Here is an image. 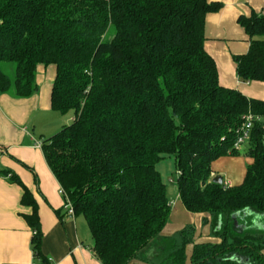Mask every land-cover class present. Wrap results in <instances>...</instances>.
Here are the masks:
<instances>
[{
	"label": "trees",
	"instance_id": "1",
	"mask_svg": "<svg viewBox=\"0 0 264 264\" xmlns=\"http://www.w3.org/2000/svg\"><path fill=\"white\" fill-rule=\"evenodd\" d=\"M209 0H0V95L38 91L39 64L57 68L53 109L73 112L72 122L44 139L46 160L85 217L102 264H129L165 229L172 204L157 163L175 158L178 193L188 211L208 213L218 242L180 244L152 264H264V233L233 227L232 216L264 214V100L219 82L205 49ZM250 36L235 55L237 75L264 82V13L241 15ZM10 68L12 73H10ZM249 112L254 124L244 154L252 159L244 180L213 181L212 163L238 155L239 130ZM1 148V147H0ZM0 176L19 184L22 214L33 230V260L51 264L34 194L11 169ZM224 218V219H223ZM171 238V237H170ZM156 249V248H155ZM142 256V257H141Z\"/></svg>",
	"mask_w": 264,
	"mask_h": 264
},
{
	"label": "crops",
	"instance_id": "2",
	"mask_svg": "<svg viewBox=\"0 0 264 264\" xmlns=\"http://www.w3.org/2000/svg\"><path fill=\"white\" fill-rule=\"evenodd\" d=\"M209 1L223 3L220 10L207 14L205 23V49L216 62L220 84L238 89L248 97L264 100V82L241 80L234 60L235 55L247 53L251 44L250 36L238 19L253 12L264 13V0ZM56 73V65L39 64L38 91L29 97H18L13 93L0 95V149L3 152L0 166L14 171L34 194L43 234L42 251L51 264H102L93 252L94 241L85 217H72L66 213L60 183L43 149L35 146V140L53 136L74 118L73 112L62 114L52 107ZM239 150L238 155L224 156L212 163L213 176L221 175L226 186L241 184L247 166L252 162L244 150ZM23 193L19 184L0 176V264L34 262L33 230L22 216L31 213L32 208L21 203ZM173 203L163 236L170 238L186 226L194 225L195 236H199L196 243L220 241V238L210 236L212 218L208 213L188 211L179 195ZM248 212L240 217V227L246 228L245 231L264 233V214ZM189 247L192 249L193 244ZM155 248L151 246L142 255L145 259L138 257L129 264H152L160 260ZM187 253L191 254L190 251Z\"/></svg>",
	"mask_w": 264,
	"mask_h": 264
},
{
	"label": "rangeland",
	"instance_id": "3",
	"mask_svg": "<svg viewBox=\"0 0 264 264\" xmlns=\"http://www.w3.org/2000/svg\"><path fill=\"white\" fill-rule=\"evenodd\" d=\"M10 73H12L11 68H10ZM70 115L71 114L68 115L67 119H69ZM72 115H74V114L72 113ZM247 146H248V144L246 142L241 146V149L245 150L247 148ZM157 169L160 171L163 181L168 186V196H169L171 202L173 203V201L176 200L178 198V195H179L178 185H177L178 172H177L176 162H175L174 156L171 154H165L163 156V158H161V160L157 163ZM189 226H191L194 230H193V233L191 236L192 239H191L190 243L187 244V251L192 252L193 248L191 249V247H189V246H190V244L196 243L195 241L197 240V238H199V236L198 237L195 236V234H196L195 226L194 225H189ZM189 226H186V227H189ZM210 236H212V237L214 236L213 228H211ZM180 241L181 240H180V232H179V234L176 233L171 238H167L165 240L158 239L156 248L159 250L161 256L163 257V256L169 254L172 251V249L175 248L174 247L175 245H177L178 243L180 244L181 243ZM204 242H206V241H204Z\"/></svg>",
	"mask_w": 264,
	"mask_h": 264
},
{
	"label": "built area",
	"instance_id": "4",
	"mask_svg": "<svg viewBox=\"0 0 264 264\" xmlns=\"http://www.w3.org/2000/svg\"><path fill=\"white\" fill-rule=\"evenodd\" d=\"M255 118L256 117L252 112H249L248 114H246L245 121L239 130V135H238L237 141L235 142L236 148L240 149L241 146L249 140L250 133H251ZM263 139H264V133H263ZM43 144H44V139L35 140V146L36 147L42 148ZM2 153L3 152L0 149V155ZM60 192L63 195L65 194V192H63V189H61V188H60ZM64 208H65L66 213L68 215H70L72 217L75 216V209H74V206L70 200L65 201ZM33 264H41V263L38 261H34Z\"/></svg>",
	"mask_w": 264,
	"mask_h": 264
},
{
	"label": "water",
	"instance_id": "5",
	"mask_svg": "<svg viewBox=\"0 0 264 264\" xmlns=\"http://www.w3.org/2000/svg\"><path fill=\"white\" fill-rule=\"evenodd\" d=\"M213 181L216 182V183L222 184L223 183V177L221 175L215 176L214 179H213ZM248 214H249V212L248 211H245L243 213H236V214H234L232 216V224H233V227L236 228L240 232V234H242V233H244L246 231H249V229L245 231L246 228L243 229L239 225L240 217L242 215H248ZM246 227H248V226H246Z\"/></svg>",
	"mask_w": 264,
	"mask_h": 264
}]
</instances>
